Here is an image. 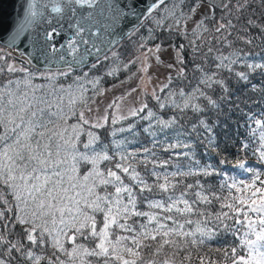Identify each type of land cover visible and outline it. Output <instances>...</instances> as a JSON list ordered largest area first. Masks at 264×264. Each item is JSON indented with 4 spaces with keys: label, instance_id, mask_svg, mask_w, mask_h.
Instances as JSON below:
<instances>
[{
    "label": "snow or ice",
    "instance_id": "snow-or-ice-1",
    "mask_svg": "<svg viewBox=\"0 0 264 264\" xmlns=\"http://www.w3.org/2000/svg\"><path fill=\"white\" fill-rule=\"evenodd\" d=\"M0 264H264V0H21Z\"/></svg>",
    "mask_w": 264,
    "mask_h": 264
},
{
    "label": "water",
    "instance_id": "water-1",
    "mask_svg": "<svg viewBox=\"0 0 264 264\" xmlns=\"http://www.w3.org/2000/svg\"><path fill=\"white\" fill-rule=\"evenodd\" d=\"M20 3L21 0H0V44L7 38L10 25L17 19Z\"/></svg>",
    "mask_w": 264,
    "mask_h": 264
},
{
    "label": "trees",
    "instance_id": "trees-1",
    "mask_svg": "<svg viewBox=\"0 0 264 264\" xmlns=\"http://www.w3.org/2000/svg\"><path fill=\"white\" fill-rule=\"evenodd\" d=\"M0 45H2V44H0ZM117 49L123 53V59L126 62L127 59L130 58V52H131V49H132V43L129 42L127 37H126L120 42L119 45H117ZM117 49H114V50H117ZM136 67H137V65L135 67L130 66V71H126V70L123 69V66L120 65L121 71L118 74V78L120 80L125 79L126 75H129V74H131V73L136 71ZM111 79L112 78H109V80H111ZM222 135H223V133H222Z\"/></svg>",
    "mask_w": 264,
    "mask_h": 264
},
{
    "label": "rangeland",
    "instance_id": "rangeland-1",
    "mask_svg": "<svg viewBox=\"0 0 264 264\" xmlns=\"http://www.w3.org/2000/svg\"><path fill=\"white\" fill-rule=\"evenodd\" d=\"M139 66H140V65L137 64V67H136V71H135V72H137V69L139 68ZM150 71L154 73V69H153V70H150ZM161 80H163V77H162V76L159 78V80H156V79H155V76H154V81H155L156 84H159ZM149 90H150V89H149Z\"/></svg>",
    "mask_w": 264,
    "mask_h": 264
}]
</instances>
